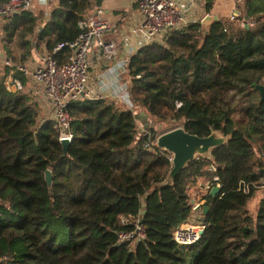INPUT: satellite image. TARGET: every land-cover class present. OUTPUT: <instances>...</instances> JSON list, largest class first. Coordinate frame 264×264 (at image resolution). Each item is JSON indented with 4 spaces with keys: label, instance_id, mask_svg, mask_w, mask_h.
Returning a JSON list of instances; mask_svg holds the SVG:
<instances>
[{
    "label": "trees",
    "instance_id": "trees-1",
    "mask_svg": "<svg viewBox=\"0 0 264 264\" xmlns=\"http://www.w3.org/2000/svg\"><path fill=\"white\" fill-rule=\"evenodd\" d=\"M101 1L58 0L50 12L36 6L0 20L14 65L0 66V264H264V100L255 88L264 85V0H247L234 21L194 22L138 50L128 74L136 112L110 100L72 105L74 140L63 158L61 129L19 67L39 49L74 42ZM205 1L210 13L216 0ZM141 113L153 122L136 120ZM139 123L149 130L140 133ZM157 123L231 139L164 186L173 162L150 147ZM194 187L210 207L205 231L199 243L178 245L174 231L195 214ZM139 222L143 238L121 242Z\"/></svg>",
    "mask_w": 264,
    "mask_h": 264
},
{
    "label": "built area",
    "instance_id": "built-area-1",
    "mask_svg": "<svg viewBox=\"0 0 264 264\" xmlns=\"http://www.w3.org/2000/svg\"><path fill=\"white\" fill-rule=\"evenodd\" d=\"M138 2L140 23L122 39L123 46L128 50L125 58L117 60L120 45L106 40V36L115 31V25L103 18V10L96 7L92 14L79 21L81 32L74 42L60 43L53 53H45L37 66L32 67L31 64L28 67H19V70L30 78L32 84L44 88L46 103L49 106L48 117L60 127V141L74 140L69 108L79 102L110 100L136 112V106L131 101V82L128 78L131 57L141 48L163 40L167 32L194 22H201L193 16L194 8L200 4L199 0H186L185 6L180 0H138ZM36 6L48 7L49 0H8V3L0 8V20L17 12L33 11ZM236 19L238 15H233L230 20ZM66 49L71 54L60 62L57 54ZM96 57L109 66L98 75V83L95 87L92 83V70L93 59ZM0 66L14 67L4 55L0 57ZM10 82L13 84V89H22L19 81L12 82L9 78L7 84ZM155 144L157 145V141L150 147L153 149ZM203 231H205L203 222L191 221L179 226L173 233V239L178 245L192 246L202 239ZM142 238L143 227L140 222L133 232L119 234V240L123 243L138 242Z\"/></svg>",
    "mask_w": 264,
    "mask_h": 264
},
{
    "label": "crops",
    "instance_id": "crops-1",
    "mask_svg": "<svg viewBox=\"0 0 264 264\" xmlns=\"http://www.w3.org/2000/svg\"><path fill=\"white\" fill-rule=\"evenodd\" d=\"M58 0H49V6L48 11L50 12L52 8L57 5ZM182 5L185 6L186 0H180ZM200 4L197 5L194 8L193 16L196 17L197 20H202L205 15H219L220 20H230L233 15L243 16L245 14V5L247 0H216L213 6V9L210 13L206 10V1L205 0H199ZM138 0H102L99 5L96 7H99L103 10V18L107 19L113 25H115V31L113 33H109L106 36V40L117 42L120 45V51L117 55V60H121L125 58L128 55V50L123 46L122 39L124 38L129 31L134 28L136 25H138L140 22V12L138 8ZM95 7V8H96ZM1 24V22H0ZM3 54V48L0 43V57ZM38 59L34 56L33 60L30 64L34 66H37L39 62H37ZM94 67L92 70V83L94 86H97V77L99 74L103 73L105 69L109 66L106 62H103L99 60V58L96 57V59H93ZM35 85H33V91L35 96H39L42 104H46V98L44 94V90L41 88L42 86H37L34 88ZM205 193L201 192L197 188H192L191 190V198L193 200L199 201L198 198L202 197ZM258 199L254 200V204L251 205V210L254 215L258 212V207L261 199L263 198V191H259L257 193ZM203 205L206 203V201L201 202ZM200 204L199 202L195 205ZM192 221L194 223L202 222V215L201 213L197 214L195 213L191 217Z\"/></svg>",
    "mask_w": 264,
    "mask_h": 264
},
{
    "label": "water",
    "instance_id": "water-1",
    "mask_svg": "<svg viewBox=\"0 0 264 264\" xmlns=\"http://www.w3.org/2000/svg\"><path fill=\"white\" fill-rule=\"evenodd\" d=\"M244 20L247 22L245 25L246 28H249L248 21L249 19L247 17L244 18ZM220 21L219 15L213 14V15H207L202 20L201 23L206 27H211L214 22ZM42 31V28L38 31L37 36L40 35ZM35 45V42L33 43ZM256 90H258L260 97L264 100V85H257L255 86ZM143 118L147 120V116H145L144 113H141V115H137L136 120L142 121ZM146 125L148 124L147 121L144 122ZM154 128L156 127L155 124L152 125ZM231 138L228 136H224L219 131L212 132L207 137H200L196 135H191L184 127H178L175 130L162 133L157 137V146L161 148L162 150L166 151L171 155L173 167L171 171L169 172L167 178L165 179V182L163 183L164 186H171L175 182V178L178 176V174L186 168L191 162L197 161V158L203 157L207 158L209 157L212 152L217 149V147H220L222 145H225L230 141ZM63 146V158L67 157L69 154V148L72 144L71 141L68 139H63L60 141ZM262 175H264V168L259 171ZM52 172L47 171L45 174V181L48 184L49 188L52 189L53 182H52ZM220 192L219 187H215L211 190L210 196L215 198L218 193ZM194 203V201H193ZM206 204V203H205ZM203 205L202 203L195 205L194 203V212L202 215V222L204 224L207 223L206 216L210 212V207L207 205ZM204 234V231H203Z\"/></svg>",
    "mask_w": 264,
    "mask_h": 264
},
{
    "label": "rangeland",
    "instance_id": "rangeland-1",
    "mask_svg": "<svg viewBox=\"0 0 264 264\" xmlns=\"http://www.w3.org/2000/svg\"><path fill=\"white\" fill-rule=\"evenodd\" d=\"M43 8H45V10L48 11V8L47 7H43ZM45 53L46 52H44L42 49H39V50L36 51L35 57H36V59H38L37 62H39V60L44 57ZM31 66H33V65H31ZM41 88L44 90L43 87H41ZM237 102H238V105L244 104V102H242V101H237ZM43 106L45 108V112H48L49 113V108H48L49 106H48V104L47 105L46 104H43ZM145 121H147L149 124L153 122L152 119H150V118H147V120H145ZM138 125H139V131H140V133H143L144 131H148L149 130V129L145 128L141 123H139ZM155 125H156L155 129L157 131V135L158 136L160 134H162V133H166V132H169V131H172V130L177 129L178 127H182L179 124H177V125H175V124H166V125H163L162 124V125H160V124L157 123ZM190 194H191V192H190ZM256 199H258L257 196H256L255 200Z\"/></svg>",
    "mask_w": 264,
    "mask_h": 264
}]
</instances>
